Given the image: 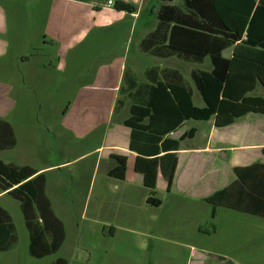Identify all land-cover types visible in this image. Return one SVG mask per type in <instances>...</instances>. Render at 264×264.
<instances>
[{
  "label": "rangeland",
  "instance_id": "obj_1",
  "mask_svg": "<svg viewBox=\"0 0 264 264\" xmlns=\"http://www.w3.org/2000/svg\"><path fill=\"white\" fill-rule=\"evenodd\" d=\"M157 2L142 0L136 18L118 21L102 34L92 32L66 54H58V47L44 42L45 2L18 0L19 10L10 9V45L8 53L0 55V82L10 85L0 86V117L12 124L16 145L0 151V159L34 168L73 161L45 174L47 195L54 196V204L56 197L69 201L65 212L57 213L66 230L60 250L43 258L28 253V231L19 202L4 193L0 205L12 217L16 240L0 252V264H50L58 256H65L69 264H264L263 217L224 207L213 216L212 206L205 203L189 211L168 204L151 206L145 203L148 191L141 186L134 188L128 201L118 199L114 183L119 180L104 173L109 164L94 163L95 155L86 153L99 142L96 134L83 137L62 122L64 108L89 77L87 68H96L114 55L127 59L139 81L145 79L144 69L154 65L177 66L190 83L191 70L211 67L208 58L192 63L140 52L142 36L155 25ZM232 49L224 55L230 56ZM59 62L63 68L57 71L54 65ZM193 90L194 103L201 106L202 98ZM255 94L264 95V88L258 87ZM79 119L85 126L86 120ZM191 126L193 121H186L183 129ZM156 195L163 198L164 191ZM102 224L107 229L113 226L114 235L102 234Z\"/></svg>",
  "mask_w": 264,
  "mask_h": 264
},
{
  "label": "trees",
  "instance_id": "obj_2",
  "mask_svg": "<svg viewBox=\"0 0 264 264\" xmlns=\"http://www.w3.org/2000/svg\"><path fill=\"white\" fill-rule=\"evenodd\" d=\"M158 0L154 7L155 25L141 38L139 50L157 58L202 63L209 59V70L194 69L192 86L200 94L203 105L193 102V88L177 70L151 66L145 69L146 80L138 82L126 68L125 85L119 91L129 99V115L123 124L130 128L129 149L136 152L135 170L143 175L148 194L145 202L160 206L156 196L159 172L170 190L177 166L176 150L180 141L191 138L196 128L183 137L171 140L166 135L185 121L213 120L221 127L235 122L249 112L264 114V0ZM113 7L128 14L137 13L130 1L115 0ZM232 47L231 56L223 54ZM124 104L118 98L114 113ZM69 108H64L63 114ZM16 136L12 124L0 117V151L12 149ZM114 161L109 175L125 178V155L111 154ZM236 180L204 199L212 206L229 208L264 218V164L254 162L234 167ZM0 191L19 202L28 231V253L43 258L56 253L63 244L66 231L62 219L54 212L46 193V175L28 164L0 159ZM16 240L9 212L0 205V252L8 250ZM223 260L222 257H219ZM50 264H68L57 257Z\"/></svg>",
  "mask_w": 264,
  "mask_h": 264
},
{
  "label": "crops",
  "instance_id": "obj_3",
  "mask_svg": "<svg viewBox=\"0 0 264 264\" xmlns=\"http://www.w3.org/2000/svg\"><path fill=\"white\" fill-rule=\"evenodd\" d=\"M40 1L45 2L47 9L42 30L44 42L53 47H58L57 53L60 54H66L71 49L81 45L92 32L102 34L105 28L111 27L118 21L125 20L127 17L131 18V15L137 17V13L128 14L116 10L113 7L115 0ZM109 1L112 3L110 4ZM125 1L135 3L138 6V11H141L142 0ZM18 7V0H0V55L8 53L10 43L7 37L10 32V9L15 8L18 11ZM154 66L160 69L177 70L182 74L181 69L174 65ZM54 68L58 71L63 68V64L59 62L56 66L54 65ZM126 68L137 78V72L120 54L100 62L96 68L88 67L89 77L82 82L81 88L75 92L69 108L63 114L62 121L65 128L72 133L92 138L96 134V141L99 139V142L86 153L89 154L88 156L95 155L94 163L109 164V167L104 169L106 178L119 180L109 175V170L114 164V161L109 158L110 155L126 156L125 178L114 183V187L118 189L116 197L123 199V201L131 199L132 193L135 191L134 188L137 189L140 186L145 188L143 175L135 170L136 152L129 149L130 128L123 124V120L129 115L130 107L129 99L119 91L120 86L125 85L123 72ZM82 75L83 73L80 76ZM184 79L186 80L185 77ZM145 80L146 78L143 81L137 79L138 82ZM188 83L192 86V82ZM6 85L9 86L10 84L0 82V86ZM118 98H124V104L114 113ZM127 102H129L128 105ZM78 113L80 114L77 116ZM79 117L86 120L85 126ZM192 121L193 126L191 127L196 128V132L191 138L180 141V147L176 150L178 161L170 190H167V181L161 172L157 175L156 194L158 190L164 191V197H159L162 200L160 206L168 204L172 208L185 207L188 211L189 209H198L204 203L208 204L204 201L205 198L236 180L234 167L246 166L254 162L264 164V114L249 112L235 122L221 127L214 125L212 119ZM185 122L176 130L168 133L166 137L171 140L183 137L189 130L183 129ZM101 125L102 128H100ZM95 130L97 131L94 132ZM71 161L73 160L58 161L35 169L46 174V172L62 168L63 165L69 164ZM4 193L6 192L0 191V197ZM76 195L73 194L72 196L76 198ZM146 196H144V201ZM48 197L57 216L65 212L64 208L69 202L68 197L64 201L58 200L56 197L55 204L52 200L54 196L51 198L48 195ZM107 226L102 224V234L108 231L113 236L115 228L110 226L107 229ZM58 257L66 258L65 256Z\"/></svg>",
  "mask_w": 264,
  "mask_h": 264
},
{
  "label": "built area",
  "instance_id": "obj_4",
  "mask_svg": "<svg viewBox=\"0 0 264 264\" xmlns=\"http://www.w3.org/2000/svg\"><path fill=\"white\" fill-rule=\"evenodd\" d=\"M109 3L111 4V3H112V1H109Z\"/></svg>",
  "mask_w": 264,
  "mask_h": 264
}]
</instances>
